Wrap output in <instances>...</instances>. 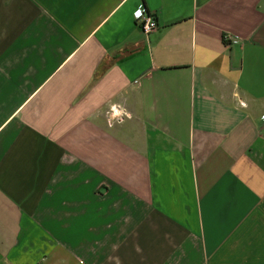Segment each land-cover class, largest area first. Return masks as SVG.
<instances>
[{
	"label": "crops",
	"instance_id": "obj_1",
	"mask_svg": "<svg viewBox=\"0 0 264 264\" xmlns=\"http://www.w3.org/2000/svg\"><path fill=\"white\" fill-rule=\"evenodd\" d=\"M0 264H264V0H0Z\"/></svg>",
	"mask_w": 264,
	"mask_h": 264
},
{
	"label": "built area",
	"instance_id": "obj_2",
	"mask_svg": "<svg viewBox=\"0 0 264 264\" xmlns=\"http://www.w3.org/2000/svg\"><path fill=\"white\" fill-rule=\"evenodd\" d=\"M139 13V15H137ZM137 25L146 35L151 34L159 28L155 15L148 13L145 9H139L134 14ZM224 42L228 45H237L241 41L239 37L230 34L224 35Z\"/></svg>",
	"mask_w": 264,
	"mask_h": 264
},
{
	"label": "clouds",
	"instance_id": "obj_3",
	"mask_svg": "<svg viewBox=\"0 0 264 264\" xmlns=\"http://www.w3.org/2000/svg\"><path fill=\"white\" fill-rule=\"evenodd\" d=\"M126 116L128 118H131L127 110L123 106L118 104L111 105L109 113H106V118L110 127L114 126L112 123L113 121L122 124L124 122V117Z\"/></svg>",
	"mask_w": 264,
	"mask_h": 264
},
{
	"label": "snow or ice",
	"instance_id": "obj_4",
	"mask_svg": "<svg viewBox=\"0 0 264 264\" xmlns=\"http://www.w3.org/2000/svg\"><path fill=\"white\" fill-rule=\"evenodd\" d=\"M137 15H139V13H137Z\"/></svg>",
	"mask_w": 264,
	"mask_h": 264
}]
</instances>
